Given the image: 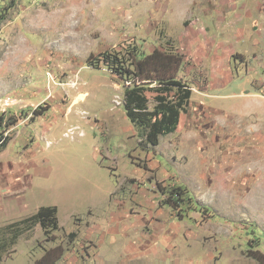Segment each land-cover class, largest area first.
<instances>
[{
    "label": "rangeland",
    "instance_id": "obj_1",
    "mask_svg": "<svg viewBox=\"0 0 264 264\" xmlns=\"http://www.w3.org/2000/svg\"><path fill=\"white\" fill-rule=\"evenodd\" d=\"M220 4L231 25L216 29L209 0H0V264L57 247L53 264H264V8L242 21L243 4ZM154 49L182 56L192 94L153 147L125 115L132 78L96 59ZM173 187L180 211L165 205ZM108 189L113 223L70 212L104 206ZM40 207H56L58 229L10 242L6 227Z\"/></svg>",
    "mask_w": 264,
    "mask_h": 264
},
{
    "label": "trees",
    "instance_id": "obj_2",
    "mask_svg": "<svg viewBox=\"0 0 264 264\" xmlns=\"http://www.w3.org/2000/svg\"><path fill=\"white\" fill-rule=\"evenodd\" d=\"M97 57L96 60L98 61L96 63H103L107 69L119 78H132L134 85L124 91L123 108L129 122L136 128L143 129L144 142L147 145L157 146L161 137L172 134L177 130L180 116L186 112L192 94L189 87L176 79L177 72L183 62L181 55L154 49L151 54L142 59H138L133 50L132 52L129 50L106 52ZM144 81H148L150 84L154 83L156 86L144 85L142 84ZM149 90L155 92L153 110L148 108L146 92ZM172 92L174 93L171 96ZM2 120L3 118L0 117V125ZM5 142L6 139H0V146H4ZM171 192L174 195L169 193L165 205L178 210V204L183 200L185 192L180 187H173ZM21 225L27 228L22 229L20 228ZM36 225H40L44 233L47 234L51 230H57L56 207H40L31 217L16 225L6 227V231H11L10 242H15L21 234ZM3 233V229L0 230V234L3 235ZM70 236L74 237L75 234ZM48 238L50 240V237ZM0 248L4 250L6 248L5 243L0 244ZM59 253H61L60 247L48 251L37 264H53L58 260Z\"/></svg>",
    "mask_w": 264,
    "mask_h": 264
},
{
    "label": "crops",
    "instance_id": "obj_3",
    "mask_svg": "<svg viewBox=\"0 0 264 264\" xmlns=\"http://www.w3.org/2000/svg\"><path fill=\"white\" fill-rule=\"evenodd\" d=\"M220 1L221 0H209V2H212L213 7L208 9L207 14L203 16V17L206 16L208 18H211L212 20L214 18H216V22H218V25L216 24V22H214V24L216 25V29H220L222 24H224L223 26L225 28H227V27H229V25H231V22H228L227 24H225L226 23V19L221 21L220 18H219L220 16H218L219 15L218 10H216L215 8H216V6L217 7L221 6ZM236 1L240 2L241 4H243V5H241V12L244 13V17L242 18V21H244L245 19H248L247 21H249V20L253 21L255 16H254V13H252V12L254 11V12L261 13L260 10L264 8V0H251L252 2H255L254 5L246 3L247 0H236ZM244 2H245V4H244ZM245 5H246V7H245ZM248 5L254 6L255 7L254 10L252 11L251 9H248L249 8ZM229 11H231V10H229ZM222 12L224 13V15H226V13L224 11H222ZM226 12H228V10ZM227 16L229 17V15H227ZM240 17H242V16L240 15ZM256 19H260V17L256 18ZM259 22L261 24L260 26L264 27V16H262V18L259 20ZM210 23H212V21H210ZM198 25H202V24L198 23ZM239 31H241V30H239ZM252 32H249V33L253 34ZM41 169H39L40 170V172L38 173L39 176L48 177L52 173V170L50 168H48V167L41 168ZM72 190L76 194L70 200H67V198H66L67 204L68 203H72V204L75 203V198L78 197L81 194V191H76L74 189H72ZM112 191L113 190H109L108 189V190H106L104 192L105 194H104V196H102V199H104V201H105V205L104 206H95L93 204V200H92V198L90 196L89 199L86 201L87 204H86L85 212H80V213L79 212H72V211H70V212L72 214H75V215H80L81 217H85L87 215V213L90 212L91 213L90 214L91 220H93V222L98 223L99 226H101L102 223H110L111 224V223H113V220H112L113 213H112V209H109L110 207L108 205L110 204V199L109 198L112 195ZM79 199H81V198H79ZM46 205L47 206L55 205V206H59V207H61L63 209L71 210L66 205L65 206H61V204L59 202L48 203V204L45 202V203L42 204V206H46ZM100 218H101L102 222L99 221ZM190 262L194 263V260L191 258ZM177 264H178V262H177Z\"/></svg>",
    "mask_w": 264,
    "mask_h": 264
},
{
    "label": "bare ground",
    "instance_id": "obj_4",
    "mask_svg": "<svg viewBox=\"0 0 264 264\" xmlns=\"http://www.w3.org/2000/svg\"><path fill=\"white\" fill-rule=\"evenodd\" d=\"M83 98H84V96H79V98H78V99H79L80 101H82V100H83Z\"/></svg>",
    "mask_w": 264,
    "mask_h": 264
}]
</instances>
